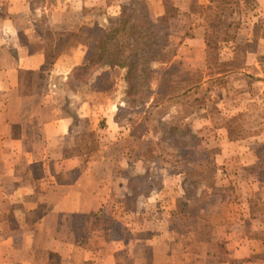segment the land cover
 Returning a JSON list of instances; mask_svg holds the SVG:
<instances>
[{
	"label": "crops",
	"instance_id": "obj_1",
	"mask_svg": "<svg viewBox=\"0 0 264 264\" xmlns=\"http://www.w3.org/2000/svg\"><path fill=\"white\" fill-rule=\"evenodd\" d=\"M100 1L0 0V264H157L162 246L170 251L159 264H178L179 254L193 253L205 239L195 229L180 241L165 242L176 221L170 212L121 217L132 233L134 226H153L155 239L139 237L133 244L117 237L118 217L106 215L108 208H119L109 186H126L133 160L127 139L134 143L135 138L126 135L127 122L117 120L125 105L123 72L101 70L94 89L68 87L74 69L84 65L104 35L99 20L84 13L99 3L101 8ZM151 13L163 12L151 8ZM194 90L202 94V88ZM216 163L224 173V165ZM176 179L149 202L171 195ZM101 186L110 195L102 198ZM227 216L223 222L229 224L216 234L212 219H196L207 226L204 243L210 246L221 235L219 240L231 243L226 254L232 264H247L246 216L237 205ZM136 251L139 258L133 257Z\"/></svg>",
	"mask_w": 264,
	"mask_h": 264
},
{
	"label": "rangeland",
	"instance_id": "obj_2",
	"mask_svg": "<svg viewBox=\"0 0 264 264\" xmlns=\"http://www.w3.org/2000/svg\"><path fill=\"white\" fill-rule=\"evenodd\" d=\"M102 1L103 7L99 3L85 15L97 21L118 16L129 0ZM141 8L168 38L170 62L165 72L155 75V93L146 106L133 109L125 104L117 113V120L127 122L126 135L135 138L134 143L127 139L133 160L125 173L126 186H109L119 208H108L106 215L118 217V238L123 235L137 244L139 237L155 239L153 226H134L132 233L121 217H167L170 212L176 221L164 238L168 242L174 237L180 241L195 229L206 239L207 226L197 218L212 219L216 234L229 224L223 219L227 221L237 205L247 219V264H264V0H144ZM151 8L163 13L156 16ZM191 37L196 38L194 44L189 43ZM198 88L202 94L191 92ZM122 97L125 100L123 88ZM174 126L191 127L199 141L169 145L162 131ZM176 173L179 179L170 178ZM175 179L178 188L171 195L149 202L162 186H174ZM221 186H226L224 191ZM101 188L102 198L110 195L108 187ZM218 237L210 246L205 239L199 241L193 253L179 254L177 263L232 264L233 257L226 254L231 243ZM159 251L157 260L165 262L166 257L167 262L169 248ZM207 251L213 252L208 259ZM138 256L134 252L133 257ZM147 258L150 263L151 255Z\"/></svg>",
	"mask_w": 264,
	"mask_h": 264
},
{
	"label": "trees",
	"instance_id": "obj_3",
	"mask_svg": "<svg viewBox=\"0 0 264 264\" xmlns=\"http://www.w3.org/2000/svg\"><path fill=\"white\" fill-rule=\"evenodd\" d=\"M144 0H129L118 16L97 18L104 35L84 65L74 69L68 82L71 91L94 89V77L101 70L123 72L124 103L133 109L144 107L155 93V75L169 67L168 38L142 8ZM169 145L190 146L199 141L191 127L163 129Z\"/></svg>",
	"mask_w": 264,
	"mask_h": 264
}]
</instances>
